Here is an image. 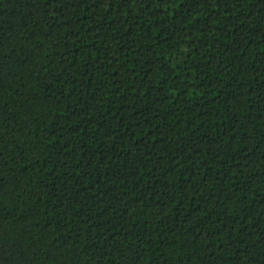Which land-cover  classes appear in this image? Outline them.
Masks as SVG:
<instances>
[{"label":"trees","instance_id":"16d2710c","mask_svg":"<svg viewBox=\"0 0 264 264\" xmlns=\"http://www.w3.org/2000/svg\"><path fill=\"white\" fill-rule=\"evenodd\" d=\"M0 264H264V0H0Z\"/></svg>","mask_w":264,"mask_h":264}]
</instances>
